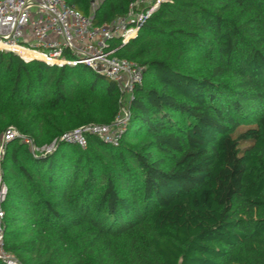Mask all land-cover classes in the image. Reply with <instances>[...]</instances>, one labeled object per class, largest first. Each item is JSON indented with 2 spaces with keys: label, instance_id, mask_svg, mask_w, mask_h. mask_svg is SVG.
<instances>
[{
  "label": "trees",
  "instance_id": "16d2710c",
  "mask_svg": "<svg viewBox=\"0 0 264 264\" xmlns=\"http://www.w3.org/2000/svg\"><path fill=\"white\" fill-rule=\"evenodd\" d=\"M65 1L100 27L138 0ZM116 55L144 68L127 130L83 149L60 139L111 125L117 83L0 50V143L11 127L58 141L7 145L5 250L21 264H264V0L162 2Z\"/></svg>",
  "mask_w": 264,
  "mask_h": 264
},
{
  "label": "built area",
  "instance_id": "2783aa9c",
  "mask_svg": "<svg viewBox=\"0 0 264 264\" xmlns=\"http://www.w3.org/2000/svg\"><path fill=\"white\" fill-rule=\"evenodd\" d=\"M103 1L105 0H93L92 11L94 12ZM165 1L168 0H138L130 6L125 17L97 27L93 24L92 16H84L65 0H0V50L20 57L21 50L36 53L57 62L51 66L85 65L95 73L117 83L122 93L121 102L126 96H129L130 101L136 86L143 82L144 68L136 62L118 57L116 53L138 36L153 12ZM145 2H149V5L143 8ZM114 43L120 45L115 48ZM129 120L128 107L122 106L121 112L111 125H85L67 132L60 141L85 149L88 146V137L95 136L118 147ZM15 139H22L30 144L33 153L50 154L58 146V141H55L51 145L37 148L13 127L9 128L1 139L0 259L4 264H21L14 254L4 248V204L8 187L4 180L2 162L7 145Z\"/></svg>",
  "mask_w": 264,
  "mask_h": 264
},
{
  "label": "bare ground",
  "instance_id": "6f19581e",
  "mask_svg": "<svg viewBox=\"0 0 264 264\" xmlns=\"http://www.w3.org/2000/svg\"><path fill=\"white\" fill-rule=\"evenodd\" d=\"M20 53H21V57L23 59L27 60V61H31L33 59H39L41 61L48 62L50 65L57 63V62H55L53 60H49V59H47V58H45V57H43V56H41L39 54H36V53H31V52L24 51V50L23 51L21 50Z\"/></svg>",
  "mask_w": 264,
  "mask_h": 264
},
{
  "label": "rangeland",
  "instance_id": "374dc122",
  "mask_svg": "<svg viewBox=\"0 0 264 264\" xmlns=\"http://www.w3.org/2000/svg\"><path fill=\"white\" fill-rule=\"evenodd\" d=\"M150 2V1H149ZM149 2H145V3H143V8L144 7H146V6H148L149 5ZM129 96H126L125 97V99L122 101V105L124 106V107H127L128 106V104H129Z\"/></svg>",
  "mask_w": 264,
  "mask_h": 264
}]
</instances>
